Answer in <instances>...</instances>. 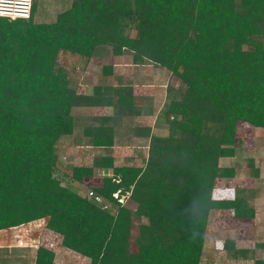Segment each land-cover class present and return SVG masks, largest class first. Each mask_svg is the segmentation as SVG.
Wrapping results in <instances>:
<instances>
[{
    "label": "trees",
    "instance_id": "trees-1",
    "mask_svg": "<svg viewBox=\"0 0 264 264\" xmlns=\"http://www.w3.org/2000/svg\"><path fill=\"white\" fill-rule=\"evenodd\" d=\"M35 12L34 0L28 19L0 17V231L45 220L62 247L90 264H200L210 212L253 220L245 199L218 198L215 184L235 176L219 161L243 146L238 125L264 130V0H73L51 24L36 23ZM99 46L114 56L130 51L135 64L163 68L184 85L163 112L169 135L150 137L144 167L96 164L111 175L90 191L109 210L64 184H83L93 169L60 178L55 155L73 133L74 109L102 94H77L58 54L88 61ZM126 93H114L117 112L130 107ZM104 136L92 145L112 146ZM221 249L236 260L252 256L234 239ZM34 264L58 263L38 247Z\"/></svg>",
    "mask_w": 264,
    "mask_h": 264
},
{
    "label": "rangeland",
    "instance_id": "rangeland-1",
    "mask_svg": "<svg viewBox=\"0 0 264 264\" xmlns=\"http://www.w3.org/2000/svg\"><path fill=\"white\" fill-rule=\"evenodd\" d=\"M72 1L35 0L34 21L44 24L53 23L58 14L70 8ZM124 53L122 57L117 58L112 55L109 46H99L95 49L92 60L86 61L70 53L60 52L57 63L67 72L70 86L76 92H90L92 87L96 85L136 86L137 93L139 91L138 99H135L139 100L137 103L143 105V101L148 104V101L153 100L155 105L151 109L155 110L154 116L157 117L161 113L160 110L165 101V90L171 89L174 94L172 97H177V94L184 90V85L163 68H158L149 63L135 64L132 59L133 53L127 50ZM105 66L112 67L111 75L102 72V67ZM152 93L155 95L154 98H145L146 96L152 97L149 96ZM107 101L108 103L100 100L96 105L99 108L95 110V113L99 115L111 113L110 98ZM92 114V109L85 108L74 112L76 133L83 140V142L76 144L82 147H61L60 145L56 147L58 177L62 178L64 172H69L76 166H93L99 158L97 150L88 147L89 145H84L88 143L82 137V127L88 123ZM164 124H161L162 128L155 132L157 136L169 135L167 126ZM238 133L243 139V146L237 148L236 158L221 161L219 164L223 168H234L235 176L232 181L218 179L215 184V192L218 198L237 194L238 197L247 200L250 208L254 210V218L251 221L235 220L229 212L212 211L207 224L202 264H254L256 260L264 258V130L240 123ZM172 134L178 136L176 131H173ZM123 148L125 147H117L116 155L120 154L118 157L121 159L120 165L125 164L124 159L134 156V152L127 156L128 153L122 150ZM126 148L133 150L138 148L139 153L136 154L138 161L135 162V165H144L143 147ZM245 160L255 163L260 171L258 177L247 169ZM94 169L93 178L85 180L83 185L70 184L66 181L64 184L73 190L79 189L81 194L85 195L90 191V188L100 185L104 177L111 175V171H98L95 166ZM123 198L125 203L126 198L124 196ZM219 222L223 223L221 228L218 227ZM229 239H234L235 245L239 247L251 248L252 256L247 258L249 259L247 262H233L223 252L221 244ZM38 247H46L52 250L55 254V262L58 264H90L88 259L62 247L61 237L48 231L45 228L44 220L0 231V264H32Z\"/></svg>",
    "mask_w": 264,
    "mask_h": 264
},
{
    "label": "crops",
    "instance_id": "crops-1",
    "mask_svg": "<svg viewBox=\"0 0 264 264\" xmlns=\"http://www.w3.org/2000/svg\"><path fill=\"white\" fill-rule=\"evenodd\" d=\"M94 53H95V51H94ZM124 54L125 53H123V55ZM123 55L114 56V57L119 58V57H122ZM92 58H93V56H92ZM105 67H107V66H105ZM112 70L113 69H111L110 73H108L107 75H111L113 72ZM104 71H105L104 67H102V72L105 73ZM95 88H100V90L102 92L101 96L93 97V92H94ZM136 88H137L136 86H131V85H128L127 87H118V86L115 87L114 85L108 86V84H107V85H96V86L92 87L90 92H77V94H79V95H83L86 97H93L92 105L74 109V111H73V117H74V119H73V121H74L73 133L71 135L61 137L58 140L56 147H58V145H60L61 147H82V146L76 144V143L81 142V141L83 142V140H82V138L78 137V135L76 133L77 127H76V123H75L74 112L79 111L80 109H84V108L85 109H92L93 114L91 115L90 119H88V123L84 124V126L82 127V135H83L82 137H84L83 139L86 140L88 143V144L85 143L84 145H87V146L89 145L88 147H92L94 150H97V152L99 153V158L97 159V161L95 162V164L93 166H81L80 165V166H76V167L92 168L93 169V176L95 174L94 166L98 171L99 170H101L102 172L111 171L110 169H107V168L100 169L96 165L98 163V161H100L101 159H106V158H111L113 160V165L115 167H125V166L126 167H134V168L144 167L146 160H147L150 137L157 136L155 134V132L157 130H159L160 128H162V126H160V125L165 123V121L163 119L164 109L167 107V103L169 102V100L174 99L175 96L172 97L174 94H173V91L171 89L165 90V93H164V96H165L164 100L165 101L162 105L163 106L162 109L160 110L161 113H159V115L157 117H155L154 116L155 110L153 111L151 109L152 106L154 107L155 102L153 100H150V101L147 100L149 105L146 104L145 101H143L144 102L143 105H141V104L139 105L137 103L139 100H135V99H138L137 95L139 93V91L137 93ZM119 89L121 92L123 91L126 93V90H128L131 93L130 99H128V101H127L130 103V107H128V108L125 107L126 112H124V113L117 112V110H116V96L114 93L116 91H119ZM147 91H146V93H147ZM153 93L155 94L154 91H153ZM153 93H152V95H149L152 97L146 96L145 98L146 99L154 98L155 95ZM177 95H179V93ZM108 96H110V97H108ZM170 97H172V98H170ZM108 98H110V101L112 103V105H111L112 112L104 114V115H99V114L95 113V110H97V108H99L98 106H96L97 103H99L100 100L101 101L103 100L104 102L108 103V101H107ZM140 98H143V97H140ZM113 103H114V105H113ZM157 121H158V123H157ZM102 133L105 134L104 140L110 141V139H111V141H113L112 146L95 147L92 145V140L96 137H100L102 135ZM71 136H72V138H71ZM56 147H55V149H56ZM117 147H125L122 150H124L125 152L128 153L127 156H130L133 152H134V156L129 157L128 159H124L125 164L122 163L120 165L119 162H121V159L118 158L120 156V154L116 155V153L118 152ZM126 147H143V156L145 157L144 165H142V166L135 165V162L138 161L136 154L139 153L138 152L139 149L137 148V149L133 150V149H127ZM237 151H238V149L235 150L234 158H236V156H237V154H236ZM234 158L221 159L219 161V164L221 161H226V160L229 161V160H233ZM126 162H128V163H126ZM244 163H246L248 165L246 160L244 161ZM253 165L258 170V172H260L259 169L255 166V163H253ZM258 176H259V174H258ZM77 185L81 186L83 184H77ZM74 191H77L78 193L81 194L79 189H77V190L75 189ZM246 202H247V200H246ZM45 223H46V221H45ZM51 233H53V232H51ZM53 234H55V233H53ZM235 246H236V249H239V250L251 251V248L239 247L237 245H235ZM203 252H204V249H203ZM223 252L227 256H229V259L233 262H240V261L247 262L249 260V259H238V260L232 259V258H230V255L228 252H226L224 250H223ZM202 256H203V254H202ZM258 260H264V258L258 259ZM201 262H202V258H201L200 264H202ZM32 264H34V263H32Z\"/></svg>",
    "mask_w": 264,
    "mask_h": 264
},
{
    "label": "built area",
    "instance_id": "built-area-1",
    "mask_svg": "<svg viewBox=\"0 0 264 264\" xmlns=\"http://www.w3.org/2000/svg\"><path fill=\"white\" fill-rule=\"evenodd\" d=\"M34 0H0V17L10 20L28 19L31 15ZM87 197L99 204L103 210H109L110 207L95 193L88 191ZM118 203L123 204V196L118 193L113 195Z\"/></svg>",
    "mask_w": 264,
    "mask_h": 264
}]
</instances>
